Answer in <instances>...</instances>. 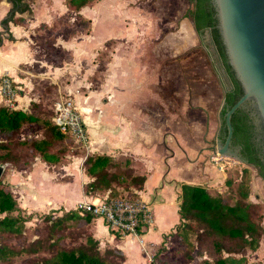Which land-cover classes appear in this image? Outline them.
Segmentation results:
<instances>
[{"label": "crops", "instance_id": "crops-1", "mask_svg": "<svg viewBox=\"0 0 264 264\" xmlns=\"http://www.w3.org/2000/svg\"><path fill=\"white\" fill-rule=\"evenodd\" d=\"M65 1L27 0L30 10L19 14L24 17V21H10L7 32L1 20L6 16L11 3L0 0V75L7 74L14 82L22 83V86L19 85L21 89L17 99H24L22 104L25 106L22 108L29 110L30 102L40 97L35 82L27 73L29 66L40 60L37 55L39 45H36L37 40H40L37 39L40 35L38 33L49 29L55 35L53 48L67 49L74 55L83 53L81 66L87 69L95 65L88 60L92 49L96 47L83 50L77 36L83 33V39H80L87 42L94 27L100 21L108 22L104 18L112 13L111 16L117 18L110 19L124 33L121 37L109 35L100 44L103 45L110 38L118 40L107 61V86L103 92L107 91L108 94L95 96L92 92L85 95L74 93L72 97L79 107L87 134V141L82 144L85 150L68 152L67 161L57 163L59 166L48 163L39 156L32 160L31 165L10 164L7 167V185L16 193L19 204L27 213L36 215L50 210L61 212L73 208L80 199L102 197L84 192V184L92 179L83 163L86 153L130 157L136 172L145 174L142 187L134 191L138 197L150 203L153 212V222L145 228L143 242L129 234L119 233L120 236H116L99 217L92 220L90 229L99 240L101 248L110 245L123 251L125 260L122 264H133L132 261L140 264L142 255L146 256L143 264H150L155 248L161 244H169L166 240L171 238L170 233L180 221V184H202L219 191L225 188L227 166L220 162L212 164L209 158L204 160V153L200 151L201 148L209 150L206 147V134L216 131L218 135L220 132V128L212 129L216 118L221 120L224 97V91L221 97V86L224 84L216 62L212 66L219 85L212 84V75H215L210 67L209 51L204 44L203 33L199 34L191 19L185 15L190 7L189 0H95L78 10L70 9ZM79 15L89 19L87 30L76 35L65 33L63 29L68 28L70 21ZM8 33H11L12 39L7 37ZM6 43L17 48L10 52L9 57L3 54ZM43 63L46 64L47 73H57L58 70L51 67L52 61L45 60ZM63 67L67 65H59V69ZM77 82L75 80L70 87ZM166 93L169 104L166 103ZM76 94L79 97L76 98ZM143 95L145 96L142 98ZM148 97L153 99L147 103ZM157 106L164 111L169 110V128L161 129L159 138L151 135L153 126L146 121L148 116L157 114ZM169 132L175 136L171 135V140ZM190 134L198 138L197 147L201 145L191 161L197 160L200 153L203 154L200 159L203 166L198 176L171 172L166 161L169 150L174 154L173 147H169L167 142L186 152L183 142ZM161 143L167 150L162 145L160 148L157 146ZM156 149L161 152L160 159L153 156ZM213 155L215 154L211 156ZM214 158L220 157L215 155L212 159ZM78 166L80 169L77 171ZM41 168L44 173H40L36 179L34 170ZM44 179L55 183L51 191L45 188ZM70 185L74 190L77 189L76 192L70 191ZM249 187V198L261 201L257 188L264 191V180L259 175L252 174ZM105 194H108V190L103 192ZM245 255L249 262L264 261V235L259 239L256 249L246 248ZM200 258L195 255L188 264H198Z\"/></svg>", "mask_w": 264, "mask_h": 264}, {"label": "trees", "instance_id": "trees-1", "mask_svg": "<svg viewBox=\"0 0 264 264\" xmlns=\"http://www.w3.org/2000/svg\"><path fill=\"white\" fill-rule=\"evenodd\" d=\"M11 5L1 20L3 28L9 22H23L20 13L30 10L27 0H8ZM94 0H66L70 9L78 10ZM190 7L185 12L195 28L202 34L209 32L216 52L220 54L229 70L233 88L225 90L220 112L221 137L227 131L224 112L242 94V88L225 60L223 45L216 28V18L211 0H189ZM86 28L89 19L77 16ZM9 39L13 36L7 34ZM2 34H0V43ZM52 41L47 47L54 49ZM33 102V103H32ZM29 110L0 103V161L13 166L26 165L32 157L39 156L48 163H64L67 153L81 151L74 143L69 130H61L54 120L56 112L50 117L43 116L39 110V100L30 102ZM41 116V118H40ZM40 122V135L20 137L27 124ZM77 143V142H76ZM82 145L80 143H77ZM77 146V147H76ZM251 164L264 180V166L261 163L242 160ZM86 172L92 177L84 184V192L96 194L108 190V196L136 198L134 189H140L145 180L143 172H136L133 161L127 156L113 157L108 154L86 153L83 160ZM246 170V168H244ZM225 190L210 189L205 185L182 182L180 184L179 216L170 237L177 244V253L183 264L190 263L195 255L201 257L198 264H264L249 262L246 248L256 249L259 239L264 235V204L249 198V182L239 179L235 186L232 176L224 180ZM33 213H27L19 204L16 193L0 180V264H122L123 251L106 245L101 248L99 240L91 231L95 216L90 212L80 213L75 208L54 213V210L40 213V226L32 238L26 236V222ZM116 236H120L115 232ZM165 250L161 244L154 252L153 259L161 264H175L160 256Z\"/></svg>", "mask_w": 264, "mask_h": 264}, {"label": "rangeland", "instance_id": "rangeland-1", "mask_svg": "<svg viewBox=\"0 0 264 264\" xmlns=\"http://www.w3.org/2000/svg\"><path fill=\"white\" fill-rule=\"evenodd\" d=\"M83 14L85 15L86 13H83ZM109 14H110L109 17L104 18V20L107 19L108 22H101L100 21V23L94 27L93 33L87 39V42H83V40H81V39H83V37H82L83 33H79V32L86 31L87 28L80 21H78V17H75V19H73V21H70V23L68 24V28L63 29L64 31H66L65 33H71L74 35L79 33V36H77V38H78V41H80L82 43L81 47L83 48V50L88 51L92 47H96V48L92 49L93 52L91 53V58H89V60H88L89 63L92 62L95 65H92L90 68H87V69H84V67L81 66L82 60L84 58L83 53L79 54V53H81V52H79V53H76L74 55L73 52H70L67 49H65V50H63V49L59 50L57 48L56 49L54 48L53 50L49 49L46 46V43H47V40H51L52 38L55 37L54 32L48 29V30L43 31V33H38L40 35H38L37 39H40V40H37L36 45H39L37 47L40 50L37 53V55L40 57V60L38 62H35L32 65H30L29 66L30 70L27 71V73L30 75L29 77H31L32 80L35 82V85L38 89V93L40 96L38 99L40 102V106L38 107L39 110L34 109L35 112L43 110V112H44L43 116L50 117L55 112L57 103L66 95H70L71 97H73L74 93L85 95V94H88V92H92L95 94V96H98L100 94L107 96V94H108L107 91L103 92V90L107 86V79H106L107 78V69H106L107 68V61L111 58L112 51L114 50V47H115L118 40L116 38H110L107 41H105L103 43V45H100V44L109 35L121 37L120 35H122L124 33L123 29L121 27H118L116 22H113V20L110 19V18H117V17L111 16L112 13H109ZM62 33H63V31H62ZM203 41H204V44L206 45V47L208 48L210 67L212 69L213 74L215 75V76L212 75V77H214V83H212V84L213 85L216 84L215 86H218L219 81L217 79V75L215 74V72L213 70V66H215L214 65L215 62L217 63V56H216V51L213 47V43L211 41V38H210L208 31L203 33ZM14 48H16V47H11L10 45H8L6 43V45L3 49V54L7 55V57H9L10 52ZM23 59H25V58H23ZM45 60L52 61L53 65L51 67L54 70H58L55 75H50L49 73H47L45 71L46 64L45 63L42 64V61H45ZM61 64L62 65L66 64L67 67H65V68L63 67V68L59 69V65H61ZM51 76H53V78ZM75 80H78V82L76 84H74L73 87H70L71 83H73ZM12 84H13L16 91H19L21 89L20 86H22V83H19V82L16 83L12 80ZM221 87H223L221 90V97H222V93L224 91V88L228 87V85H225V86L223 85ZM77 94H76V98L79 97V95H77ZM96 94H98V95H96ZM162 95H164V94L162 93ZM165 95L168 96L167 93ZM144 96L145 95H143L142 98ZM165 98L168 99L166 101V103H168L169 96L165 97ZM152 99L153 98L149 99V97H148L147 103ZM17 100H21V101H15L16 104L19 103V105L17 104V106L15 104V107H24L25 106L24 104H22L24 99H17ZM0 103L7 104V105L11 106L9 103H5L4 100H0ZM173 104H175V102H173ZM28 107L31 108V104H29ZM78 109H79V107H78ZM26 110H28V109L26 108ZM156 113L157 114H153L150 117L148 116L146 121L148 123L150 122L149 123V124H151L150 126H153L152 127L153 131L151 132V135L156 137V138H159L161 135V132H162L161 129H163L164 127L169 128V110L164 111L162 108L157 106L156 107ZM40 118H41V116H40ZM220 125H221V120L219 121V119L217 117L215 127L212 130H218L220 128ZM40 133H41L40 122H34L32 124H27L26 126H24L22 128V130L20 132V137H22L24 135L25 136H28V135H37L38 136V135H40ZM171 135L174 136L173 133L169 132V140H171L173 137ZM205 136H206V147H208V149L210 151L207 150V148H201L200 149V151L203 152L204 156H205V157H203V159L206 160L209 158L211 160L210 162L212 164H216L215 162H220V164H224V166H227V168H225L227 175L232 176V178L234 180V186H235L236 182L241 178L244 180H247L249 182L252 174L257 175L256 169L251 164L244 163L241 160H238L232 156L223 155V156H220V158H218V159H216V158L212 159V157L215 156V155H213V156H211V155L213 154V149L216 148V137L218 135H216V131H211L209 134H206ZM77 143L75 141L72 144L78 145V147L76 146L77 149L80 148V150H82V151L85 150L83 145H79ZM183 143H184L183 147L186 148V152L181 150L177 145H176V147H174L172 144L167 142V144H169V147H173L174 154H171V151L169 150V156H168L166 161L169 163V167H171V172L175 171V172H178L180 174H195V176H198L199 173H201V169L203 166L202 165L203 163L200 162L201 156L203 154L200 153V156L197 160L191 161L192 159L195 158L196 152H197L198 148L201 146L200 145L199 147H197L198 138L195 136H192L190 134V137L188 139L184 140ZM161 145L165 150H167L163 143L157 144V146L159 148L161 147ZM1 152H3V151L0 150V153ZM160 154H161V152L158 149H156L153 152V156L155 159L159 158ZM34 158L35 157L31 158V162L28 165H31L32 160ZM0 162H2V161H0ZM2 163H5V169H4V171L0 177V180L3 183H5L7 186V167H10V163H8L7 161L2 162ZM162 163H163V165H165L164 159H162ZM59 164H62V163H59ZM59 164H56L55 166H59ZM156 164H158V162H156ZM244 168H246V170ZM76 169L78 171L80 169L79 166ZM40 173L41 174L44 173L42 168L38 169V170H34V176L36 179H38ZM44 180H43V182H45V188L47 190L51 191L54 188L55 183H53L49 180H45V181ZM225 189H226V187L224 188V190ZM76 190H74L73 186L70 185V191L76 192ZM252 192L254 193L253 190H252ZM257 192L261 194V197H260L261 201L260 202L262 204H264V191L257 188ZM96 194H98V196L99 195L103 196V191H99ZM62 211H64V210H62ZM61 212L60 211L59 212L54 211V213H61ZM30 222H32V223H30ZM40 223H41V220H40L39 214H36V215L33 214L31 219L26 222V236L28 238H32L34 236V233L38 230ZM166 241H168L169 244L165 245V250H163L160 253V256L168 258L169 260L175 262V264H183V258L180 255H178V253H177L178 252L177 251V244H176L175 240H173L172 238H167ZM159 246H157L155 248V250ZM245 253H246V250H245ZM142 258H144V260ZM142 258L140 260L141 262L139 261L140 264H143V262H145L146 256L142 255ZM197 259H198V257H197ZM132 263L135 264L134 261H132ZM152 264H161V262H159L157 259H153Z\"/></svg>", "mask_w": 264, "mask_h": 264}, {"label": "water", "instance_id": "water-1", "mask_svg": "<svg viewBox=\"0 0 264 264\" xmlns=\"http://www.w3.org/2000/svg\"><path fill=\"white\" fill-rule=\"evenodd\" d=\"M216 28L225 60L242 94L224 112L225 138L216 137L213 154L264 166V0H211ZM216 51V46L213 44ZM222 64L220 54L216 52ZM225 89L233 84L225 70L218 67ZM229 81V82H228ZM5 163L0 162V177Z\"/></svg>", "mask_w": 264, "mask_h": 264}, {"label": "built area", "instance_id": "built-area-1", "mask_svg": "<svg viewBox=\"0 0 264 264\" xmlns=\"http://www.w3.org/2000/svg\"><path fill=\"white\" fill-rule=\"evenodd\" d=\"M12 79L7 74L0 75V100L15 107L18 98ZM54 120L61 130H69L74 141L85 144L87 134L80 111L69 95L64 96L56 105ZM75 209L80 213L90 212L95 217L104 220L112 232L129 234L139 242H143L145 228L153 222V212L150 203L140 197H109L108 194L98 199H80Z\"/></svg>", "mask_w": 264, "mask_h": 264}, {"label": "flooded vegetation", "instance_id": "flooded-vegetation-1", "mask_svg": "<svg viewBox=\"0 0 264 264\" xmlns=\"http://www.w3.org/2000/svg\"><path fill=\"white\" fill-rule=\"evenodd\" d=\"M219 61V59H218V57H217V62ZM221 61H222V64H218V67H225V70H226V72H227V75L229 76V78H230V81H231V83H232V80H231V77H230V74H229V70H228V68L225 66V64H224V62H223V60H222V58H221ZM220 74V73H219ZM229 82V81H228ZM223 84H224V86H225V83L223 82ZM225 88H224V92H225ZM218 136H220L221 137V131L218 133ZM217 136V137H218ZM222 138V137H221Z\"/></svg>", "mask_w": 264, "mask_h": 264}]
</instances>
